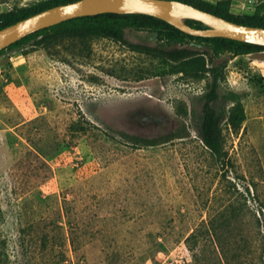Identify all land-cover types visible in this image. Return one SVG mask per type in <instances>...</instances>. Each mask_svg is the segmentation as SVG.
Wrapping results in <instances>:
<instances>
[{
    "label": "rangeland",
    "instance_id": "374dc122",
    "mask_svg": "<svg viewBox=\"0 0 264 264\" xmlns=\"http://www.w3.org/2000/svg\"><path fill=\"white\" fill-rule=\"evenodd\" d=\"M46 1L0 0V23ZM229 11L264 17V0ZM125 36L165 45L148 28ZM32 42L0 55V264H192L185 238L231 202L245 233L250 210L261 218L264 257V51L214 59H227L220 95L245 109L239 129L222 123L224 168L198 134L208 76L157 74L159 57L108 37ZM171 131L184 136L154 146L120 134Z\"/></svg>",
    "mask_w": 264,
    "mask_h": 264
},
{
    "label": "trees",
    "instance_id": "16d2710c",
    "mask_svg": "<svg viewBox=\"0 0 264 264\" xmlns=\"http://www.w3.org/2000/svg\"><path fill=\"white\" fill-rule=\"evenodd\" d=\"M74 0H48L34 6L20 15L0 23V28L12 24L24 17L34 14L48 7L67 3ZM202 9L211 11L227 19L249 25L264 26V17L256 15L238 17L230 13L231 0H182ZM183 21L193 27H204L205 24L197 19L183 18ZM148 28L155 33L156 38L165 42V45L149 46L129 41L125 36L126 28ZM95 37H108L126 44L132 50L142 51L159 57L164 63V70L157 74L172 73L186 78L201 80L205 77L207 89L202 94V115L198 126V134L204 145L209 149L213 159L222 167L232 164L225 149L222 123L228 124L234 130L241 127L245 119L243 96L235 91H229L222 96L219 85L224 78V67L227 59L214 64V59L224 52L232 55L247 54L255 51H264V45L242 41L226 36L193 35L182 31L168 21L145 13H117L102 12L92 15H82L69 18L56 24L36 30L10 45L0 49V55L8 49L32 40L33 48L52 44L62 39H73L80 42ZM193 41L204 44L208 48L186 46ZM178 44L180 46H178ZM222 102L220 109L216 106ZM123 141L135 146H154L168 142L182 133L171 131L156 137H144L126 132L120 133ZM112 139L115 135L109 134ZM224 176L226 174L224 173ZM229 209V210H228ZM229 213H228V211ZM241 205L231 202L227 208L220 211L208 222L196 226L184 242L193 250L192 264H264V257L253 253L255 236L261 233V218L256 211H251V220L246 221L248 231L236 227L240 223L243 213ZM255 248V247H254Z\"/></svg>",
    "mask_w": 264,
    "mask_h": 264
},
{
    "label": "water",
    "instance_id": "95a60500",
    "mask_svg": "<svg viewBox=\"0 0 264 264\" xmlns=\"http://www.w3.org/2000/svg\"><path fill=\"white\" fill-rule=\"evenodd\" d=\"M102 12L150 14L189 34L226 36L264 45V26L239 23L182 0H74L48 7L0 28V49L63 20ZM186 17L197 19L205 26L193 27L183 21Z\"/></svg>",
    "mask_w": 264,
    "mask_h": 264
}]
</instances>
